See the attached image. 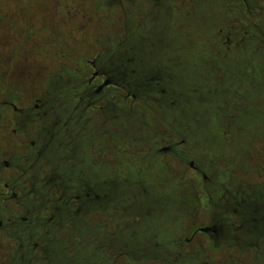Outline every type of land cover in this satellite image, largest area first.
<instances>
[{
	"label": "trees",
	"instance_id": "obj_1",
	"mask_svg": "<svg viewBox=\"0 0 264 264\" xmlns=\"http://www.w3.org/2000/svg\"><path fill=\"white\" fill-rule=\"evenodd\" d=\"M228 1L230 6L215 7L210 25L198 17L197 0L110 1L119 16L111 20L116 34L109 49L96 41L87 45L85 58L70 60L72 88L63 99L72 103L69 144L41 135L34 139L37 157L9 163L23 184H9L21 197L14 200V216L2 213L0 203L5 264H205L187 246L207 222L216 231L208 235L210 245L225 252L227 264H264V185L229 186L225 167L206 173L205 186L221 182L223 188L212 187L211 195L203 190L197 216L193 194L203 177L192 160L197 149L179 127L181 114L212 106L228 93L233 101L225 132L248 138L247 172L254 174L264 161L257 146L264 137L257 133H264V7ZM96 8L105 10L102 0ZM93 50L97 69L88 56ZM153 50H163L167 64H157ZM105 59L111 73L102 70ZM93 71L107 74L101 91L100 81L90 82ZM243 73L248 93L238 90L232 97ZM63 149L66 164L76 159L79 173L84 169L79 183L49 162ZM164 157L174 169L161 164Z\"/></svg>",
	"mask_w": 264,
	"mask_h": 264
},
{
	"label": "rangeland",
	"instance_id": "obj_2",
	"mask_svg": "<svg viewBox=\"0 0 264 264\" xmlns=\"http://www.w3.org/2000/svg\"><path fill=\"white\" fill-rule=\"evenodd\" d=\"M102 1L105 10L96 8L97 0H0V15H8V21L11 23L10 25L4 22L0 23V89L4 90L1 87V83L3 74L7 71V89L11 101L18 103L20 99L26 103L30 99H42L43 95H46L45 98H51L54 102V108H57L56 106L62 103V106L58 107L57 110L60 109L64 112L62 111L59 114L62 116L58 117V119L60 120L59 122H62L61 124L66 122L67 117L70 116L68 109H70L72 104H67L63 100L69 95L72 88L69 78L73 72L74 65L70 60L85 58L87 45H92L96 41H99L103 49H109L111 37L116 34L112 21L116 23L119 15L113 6H107L111 0ZM197 1L198 17L205 19L207 25L213 23L215 19L216 6L222 8L231 4L228 0ZM247 1L257 7H264V0ZM110 11L114 12V14L110 15ZM162 33L163 31L161 30ZM27 38L30 40L26 42ZM152 44H157V42ZM162 51L154 53L153 50L150 52L151 57H155V60L158 61L156 62L157 64H167L169 61V57L162 56ZM94 52V50L88 52L90 59L95 56ZM143 60L145 62L150 61L147 60V57H143ZM200 63H204V61H200ZM167 69L169 68L166 67ZM170 71L173 73V78L177 79L175 76L177 70L170 69ZM239 78L241 85L232 90L234 92L230 94L232 97H236L235 93L238 90L243 95L248 93L246 87L248 77L246 73L241 74ZM204 79L206 80L205 77ZM53 81H57L58 84L51 89L50 84ZM9 82L14 83V85H10ZM176 84L183 85L184 88L188 85L184 86L178 79ZM260 87H262V84L260 80H257V88L261 93ZM185 90L186 92L189 91L188 89ZM187 98L188 96L185 95V99ZM261 100L263 102L264 98ZM231 101L233 99L229 97L228 93H225L212 106L201 107L200 104V109L189 111L187 115L183 110L185 113L181 114L179 127L197 149V156L192 160L198 165L201 172L217 173L222 167H225V169L227 168L225 173L236 185L243 184L244 181L264 185V161H260L255 166L254 174H252V171L247 172L250 155L248 138L244 135L237 136L225 132L224 116L227 114ZM185 117L191 119L192 125L190 127L186 126ZM41 118L43 117L41 116L39 121H41ZM59 127V133L61 132L64 135L66 133L64 126H61V129ZM27 131L29 132L30 130L26 129L24 133H27ZM257 133L259 136H264L261 128L257 130ZM0 140L2 141L1 137ZM14 140L16 141L17 138ZM14 140H10L9 144L4 145V148H11L12 143H15ZM257 141H261L259 143L260 146L258 144L257 146L264 153V137L261 140L257 139ZM13 148L15 149L16 147ZM63 152L64 149L57 152L58 154L53 156L49 162L59 167V170L61 169L62 173L60 175L64 176L65 179L67 177V180L79 183L82 181L80 174L83 173L84 169L81 167L82 172L79 173L76 159H74L76 163L66 164L62 159V157H65L62 154ZM8 154L6 159L11 157L10 150ZM179 154L186 155L185 151L182 150ZM88 156L90 155H85V159ZM80 160L82 161V159ZM161 164L168 166L170 169L175 168V162L170 158L164 157L161 160ZM80 165L82 166V164ZM238 168L240 169L239 174L234 172V169ZM3 169L4 171L2 172ZM3 169L0 170V179L7 184L13 183L12 178L20 177L21 173L19 170L15 172L16 170H11V168L4 167ZM98 178L100 182H103L104 179L101 176H98ZM204 201L202 200L203 205ZM220 201L216 202L217 206H219ZM7 210L14 212L15 208L11 206ZM201 213L202 209L197 216ZM214 250L216 249H212L204 237H198L197 240L187 247V251L193 256H199L206 263L227 264L225 252ZM0 251L4 253L1 244Z\"/></svg>",
	"mask_w": 264,
	"mask_h": 264
},
{
	"label": "flooded vegetation",
	"instance_id": "obj_3",
	"mask_svg": "<svg viewBox=\"0 0 264 264\" xmlns=\"http://www.w3.org/2000/svg\"><path fill=\"white\" fill-rule=\"evenodd\" d=\"M111 2H114V0H111ZM109 3L107 4L108 7H112L109 6ZM9 16L8 15H4L1 16L0 15V23L4 22L7 25H10V21H8ZM114 37V36H113ZM112 37V38H113ZM111 38V39H112ZM30 39L27 38L26 42L29 41ZM109 41V39H108ZM93 61H91V65L93 67L97 66L95 65V60L96 57L94 56V58H92ZM106 62L103 63V67L102 70H105L107 73H111L109 71V68L107 67L108 64V60L105 59ZM110 65V64H109ZM111 66V65H110ZM100 70V69H99ZM91 77H90V82H94L95 84L98 83L100 81V85H96V88L101 91L104 88V84L109 83L107 81V79H105V76H107V74H100V72H96L93 71L91 72ZM8 76L7 71L4 72L3 74V81L1 83V87L4 89L2 91V89H0V137L2 138V141L0 140V170L3 169L4 167L7 168H11V170H16L15 172H18L17 169L12 168L11 166H9V163H14V162H18L20 163L23 158H26V161H30L28 159L33 160L32 158H35L38 156V152L36 151L37 146L35 147V143H34V139L35 140H39V137L41 135L44 136V138L48 135H51V138H53L54 136H58V138H60L59 141L64 142L65 141V145L67 146L69 144V140L70 137H67L68 135H70L69 133V123L72 121L71 116L67 117L66 122L64 123V129H65V136L63 135V133H59L58 131V126L59 129H61V123L59 122L60 120L58 119V117L60 118L62 115L60 109H58V107L62 106V103L58 106H56L57 108H54V102L52 101L51 98H45L46 95H43L42 99H30L28 100L26 103L24 101H21L20 99L18 100V103H15L13 101H11L10 99V95H8V83L6 81V78ZM106 80L105 82H103V80ZM10 85H14V83L9 82ZM81 83V82H80ZM58 82L57 81H53L52 84H50V88H55L57 86ZM75 84L79 85V80L75 82ZM46 99V100H45ZM69 104V103H67ZM46 111V112H45ZM64 112V111H63ZM41 121L40 120V117ZM40 123L42 124V127ZM60 125H59V124ZM40 127V128H39ZM26 129H29L30 131L27 133H24V131ZM68 133V134H67ZM81 134V131L79 132ZM17 138V140L15 141L14 139ZM14 140L15 143H12L13 145L16 144L15 146L11 145V148H4V145L9 144L10 140ZM43 139V138H42ZM30 144V145H29ZM77 145V142H76ZM13 147H16L15 149ZM76 148V147H75ZM10 150L11 152V157H9L10 159H6V157L9 155L8 151ZM164 151H167V148L164 149ZM24 153V154H23ZM27 153V154H26ZM19 154V156H18ZM83 162V161H82ZM83 165V164H82ZM4 171V169L2 170V172ZM199 173L201 174V176L203 177V183L200 187V189L197 187L194 189V203L196 205L197 209H203V203L202 200H204V198L202 197L203 190L205 189L208 194L211 195L209 189H211V191H213V188L215 187H222L223 188V184L220 183H216L213 185H206L205 186V181H206V177L204 176V174L198 169ZM214 175V174H213ZM37 177V176H36ZM227 182L228 185H234L233 181L229 178V176L227 175ZM13 179V183H15L14 185H22L23 184V175L20 174V177L17 178H12ZM216 182H218L216 180ZM213 187V188H212ZM9 188V184H7L6 182H3L0 179V203L4 204V209L2 211V213L7 214L9 216H14L17 211L16 208L14 207L13 203L14 200L19 201V198H21L20 196H18L19 194L15 191L14 188H11V190L8 189ZM206 192V193H207ZM213 193V192H212ZM201 194V195H200ZM26 198H29L28 195L25 196ZM212 198H214V200L217 199V196H213ZM221 198L218 199V201H220ZM12 202V203H11ZM18 203V202H17ZM205 203V201H204ZM13 207L15 208V211H8L7 208L9 207ZM216 207V206H215ZM31 213V212H29ZM205 227L202 228H209L208 233H203L205 236H195L196 233H200L198 232L199 228L196 233L193 234V238H191L190 240H188L189 244H192L195 240L198 239V237H204V239L209 243V245L211 244V241L208 238V235L210 232H216L213 230V228H211L212 223H209L207 225V223H205ZM187 246V247H188ZM210 247L212 248V246L210 245ZM214 249V248H212ZM5 249L3 248V251ZM20 251V250H19ZM216 251V250H214ZM21 253L23 254L22 248H21ZM28 252H26L27 254ZM0 255L1 256V264H5V260L7 259V253L4 251V253L2 251H0ZM23 260V258H22ZM205 264H209L206 263L204 261ZM25 264V263H22Z\"/></svg>",
	"mask_w": 264,
	"mask_h": 264
},
{
	"label": "water",
	"instance_id": "obj_4",
	"mask_svg": "<svg viewBox=\"0 0 264 264\" xmlns=\"http://www.w3.org/2000/svg\"><path fill=\"white\" fill-rule=\"evenodd\" d=\"M105 85H106V83L103 86H105ZM208 231H209L208 227L207 228H201L198 230V232H200V233H208Z\"/></svg>",
	"mask_w": 264,
	"mask_h": 264
},
{
	"label": "snow or ice",
	"instance_id": "obj_5",
	"mask_svg": "<svg viewBox=\"0 0 264 264\" xmlns=\"http://www.w3.org/2000/svg\"><path fill=\"white\" fill-rule=\"evenodd\" d=\"M109 6H111V5L109 4ZM0 226H2V225H0Z\"/></svg>",
	"mask_w": 264,
	"mask_h": 264
}]
</instances>
